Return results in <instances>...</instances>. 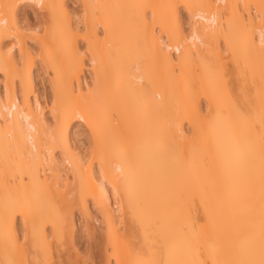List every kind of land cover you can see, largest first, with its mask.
Masks as SVG:
<instances>
[{"label":"bare ground","instance_id":"6f19581e","mask_svg":"<svg viewBox=\"0 0 264 264\" xmlns=\"http://www.w3.org/2000/svg\"><path fill=\"white\" fill-rule=\"evenodd\" d=\"M69 1L0 0V264H264V0Z\"/></svg>","mask_w":264,"mask_h":264},{"label":"rangeland","instance_id":"374dc122","mask_svg":"<svg viewBox=\"0 0 264 264\" xmlns=\"http://www.w3.org/2000/svg\"><path fill=\"white\" fill-rule=\"evenodd\" d=\"M74 5V6H73ZM77 5H78V7L80 6V4L79 3H77V1L75 2V0H70L69 1V7H71L72 8V10L74 11V12H78V14H79V10H80V12H81V8L79 7V8H77ZM74 8H73V7ZM75 6H76V8H75ZM76 9H77V11H76ZM27 14H28V16H29V18H30V20L32 21H30L32 24H34V23H36V21L34 22V16H33V12H32V9H30V8H28L27 9ZM185 18H186V14H185ZM25 24H27V21L26 22H24ZM186 27H188V24L186 25ZM33 48H35L36 50L38 49V46L35 44H33ZM36 50H34V51H36ZM225 55H227V54H225ZM87 62V61H86ZM88 65V64H87ZM37 67H35L34 68V74H35V78H36V84H37V89H38V91H39V94H40V96H41V99H42V101H44L45 100V104L46 103H48L49 102V104H50V99L52 98V91H51V86H50V84H49V81H48V73L47 74H45L46 72L44 71V69H38L39 67V64H37L36 65ZM39 70V71H38ZM88 71L86 70V74H87V76H88V78H89V75H88ZM2 78V77H1ZM0 88H1V90H3L4 89V86H3V84L0 82ZM43 104H44V102H43ZM48 108V107H47ZM47 110V115L49 114V111H48V109H46ZM49 118L51 117L50 115L48 116ZM51 119V121H52V117L50 118ZM81 122H76V125H78V124H80ZM82 124V123H81ZM86 129V128H85ZM85 129H80L81 130V132H83V130H84V132H85V135H83V136H86V131H85ZM80 133V132H79ZM80 135V134H79ZM82 135H81V138L79 137V139H81V142L84 140V144H85V146L87 147V142H86V140H87V137H83ZM88 141V140H87ZM84 147V146H83ZM83 147H81V148H83ZM83 149H85V147L83 148ZM80 214V212H79V209L78 208H75V215H76V220H77V226H78V229H79V235L80 234H82L84 231H85V229H86V226H85V221L83 220V218H82V216H80L79 215ZM79 219V220H78ZM80 220H82V221H80ZM98 223V222H97ZM97 223H94L95 225H96V227L98 228V233L99 232H101V231H103V225H102V223H99V224H97ZM83 226V227H82ZM81 227V228H80ZM84 228V229H83ZM80 230H81V232H80ZM100 230V231H99ZM83 235V234H82ZM85 242H83V247H81V248H79V254L81 253V254H84L85 253V250H84V248L86 247V243L84 244ZM84 250V251H83ZM84 252V253H83ZM71 253L72 254H74V252L73 251H71ZM98 260V259H97ZM95 263V262H94ZM87 264H91L90 263V260L89 261H87ZM96 264H98V263H96Z\"/></svg>","mask_w":264,"mask_h":264}]
</instances>
